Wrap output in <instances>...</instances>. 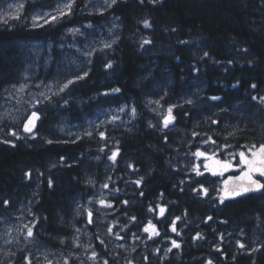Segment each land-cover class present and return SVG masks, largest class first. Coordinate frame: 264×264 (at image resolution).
<instances>
[{
    "label": "trees",
    "instance_id": "16d2710c",
    "mask_svg": "<svg viewBox=\"0 0 264 264\" xmlns=\"http://www.w3.org/2000/svg\"><path fill=\"white\" fill-rule=\"evenodd\" d=\"M22 1L0 22V106L8 88L26 81L74 83L37 106L33 135L0 118V221L25 211L33 229L0 264H264V191L221 203L217 189L227 174L191 170L204 161L197 151L227 159L264 143V0H117L103 12L41 25L34 13L59 0ZM113 18L118 40L98 48L85 68L69 67L59 47L69 26L94 32ZM144 39L151 43L141 47ZM122 107L137 111L132 123L104 122L77 138L65 133ZM169 107L175 119L164 128ZM149 221L158 236L143 231Z\"/></svg>",
    "mask_w": 264,
    "mask_h": 264
},
{
    "label": "rangeland",
    "instance_id": "374dc122",
    "mask_svg": "<svg viewBox=\"0 0 264 264\" xmlns=\"http://www.w3.org/2000/svg\"><path fill=\"white\" fill-rule=\"evenodd\" d=\"M66 2L67 0H59L53 8L38 10L34 13V16H40L44 13L55 14L57 6L63 5ZM110 2L111 0H108L107 3L106 0H83V6H79L77 10H75V0L71 15H73L74 12L77 14L81 11L103 12L109 8L108 4ZM20 4H23L22 0H12L0 6V22L5 21L10 15L18 12V6ZM20 10L21 9H19V11ZM34 23L41 25L44 24V21L41 19ZM120 31L121 27L117 18L111 19L109 22L105 23L104 26L97 27L94 32H89L81 25L69 26L67 36L62 40L59 47L64 49V59L67 60L69 67H77V69H80L79 67L85 68L91 62L98 48L111 45L118 40ZM66 82L67 81L63 79H51L43 84L36 81H26L8 88L5 94V101L2 106H0V118L9 119L12 123L23 127L29 115L33 111H38L37 106L40 105L44 99L59 91L60 87ZM121 109H123V111H121ZM133 109L134 108L122 107L100 112L95 119L89 121L86 127H79L77 125L68 126L65 129V133L69 135L70 138H77L92 132L104 122L120 120L123 123H132L137 116L136 110L133 115ZM235 171L239 172L238 169L233 168L225 174H231ZM25 225L30 227L28 215L25 211H22V214L13 221H0L1 256L9 254L13 241L22 238L27 241L30 240V237L27 236V228H25Z\"/></svg>",
    "mask_w": 264,
    "mask_h": 264
},
{
    "label": "snow or ice",
    "instance_id": "6c2138e0",
    "mask_svg": "<svg viewBox=\"0 0 264 264\" xmlns=\"http://www.w3.org/2000/svg\"><path fill=\"white\" fill-rule=\"evenodd\" d=\"M107 2H108V0H106V3ZM116 2H117V0H111V2L108 4V6L111 7ZM140 2L143 3L144 0H140ZM149 2L150 3H156L157 0H149ZM74 4H75V0H67V2L64 3L63 5L57 6L55 14L44 13L43 15H40V16H33L32 19L34 22L43 19L45 24L58 22L61 18L72 14V9H73ZM23 7H24V5L20 4L18 6V11H19V9H22ZM11 18L19 19L20 17H19V14H17L16 16L11 17ZM4 23H7V20H5ZM143 23H144L145 28L151 27L150 23L147 20H145ZM150 43H151L150 40L144 39L142 44H141V47H143L145 44H150ZM105 46L110 47V45H105ZM89 55H90V53H89ZM204 55L207 56L208 53H204ZM106 66L110 68L112 65L109 63ZM87 75H88V73L84 72L83 75L76 76L75 80H81L84 77H86ZM73 83H74L73 79L68 80L66 83H64L60 87V92H63L66 88H68V86L70 84H73ZM252 87L255 88L256 85H252ZM113 91L119 92L120 89H118V88L113 89ZM212 99L218 100L220 98L219 97H212ZM252 99L257 100V97L253 96ZM259 100L262 103H264V97H260ZM156 103L158 104L159 101H157ZM188 103H191V101H188ZM121 111H123V109H121ZM132 111H133V115H134L135 109H133ZM172 113H173V108L169 107L167 109V114L163 117L164 128H167L174 121L175 117L173 116ZM38 119H39V117H38L37 113L32 112V114L28 117L27 121L23 125V131L24 132H32L33 129L35 128V123ZM213 123H216V121H213ZM151 126H153V125H150V127ZM10 134L13 136L17 135L16 132H11ZM87 134L91 135V133H87ZM229 135H233V133H229ZM100 136L103 138L104 133L101 132ZM209 140H211V137H209ZM3 142L4 143H10L9 141H3ZM50 142L51 141H49V143ZM211 142L213 144L215 143V141H211ZM225 147H230V146L225 145ZM243 148L245 150H241L238 153H229V158H227V159L218 158L217 154L215 152H213L211 155H207L205 152H201V151H197L196 153L193 154L194 156H196L198 158L199 157L204 158L202 165L201 164H194L192 166L191 170L197 176L203 175L204 172H208L213 176H223L230 169L236 168L239 170V175L230 176L227 179H224L222 181L221 188L217 189V191L219 193V200L221 203H223L226 199H229V198H235V197L244 196V195H247V194L253 193V192L264 191V182H262V181H264V143H261L259 146H257L256 144H252L251 146L245 145V146H243ZM117 155H118V150L113 151V153L109 157V159L112 160L113 162H115ZM61 159H63V157ZM201 166L203 167L204 172H202L200 170ZM129 167H132V165H129ZM26 175L30 176L31 174L26 173ZM51 183L52 182L50 180L49 186H51ZM90 183H91V181H90ZM135 183L137 185H139L141 183V181L138 180V181H135ZM104 187L107 188L108 185L105 184ZM200 191L202 192L203 195H205V196L208 195V189L207 188H204L203 186H201ZM141 195H143V193H141ZM4 203L7 205L8 201H4ZM99 203L105 207H112V205L110 203H106L104 200H100ZM123 203L127 204L128 202L124 201ZM149 211H154V209H152L150 207ZM165 211H166V209L164 207H159V214L161 216H163ZM88 217H89V223H92L91 211L88 212ZM132 219L134 220L135 217H132ZM179 219H180V217H176L175 220H173V222H172L171 230L173 232H176L175 224H176V221ZM208 219H211V217H209ZM25 228H27V236L32 237L33 236V229L31 227H28L27 225H25ZM143 231L146 233H149V238H151L152 236H158L159 235V232L157 231L156 226L154 224H152L151 221L148 222V225L144 227ZM108 232L111 233L112 228H109ZM117 238L122 239V237H120L118 233H117ZM196 238H200L199 234H197ZM100 242H101V244H103L102 240ZM172 245L175 248L180 247V245L175 240L172 241ZM239 246L241 248L244 247L243 244H239ZM168 251H171V249H168ZM217 251H219V249H217ZM253 251H255V249H253ZM96 255L97 254L95 252H93L92 258L95 259ZM28 264H31V262L29 261ZM65 264H67V261L65 262ZM103 264H108V261L105 260L103 262ZM208 264H212V261L209 260Z\"/></svg>",
    "mask_w": 264,
    "mask_h": 264
},
{
    "label": "water",
    "instance_id": "95a60500",
    "mask_svg": "<svg viewBox=\"0 0 264 264\" xmlns=\"http://www.w3.org/2000/svg\"><path fill=\"white\" fill-rule=\"evenodd\" d=\"M33 112H36L37 113V115H38V117H39V119L36 121V123H35V128L33 129V131L32 132H24L25 134H27V135H33V134H35L37 131H38V128H39V123H40V120H41V118H42V115L40 114V112H38V111H33ZM32 114V113H31ZM30 114V115H31ZM29 115V116H30ZM28 119V118H27ZM27 121V120H26ZM25 121V122H26ZM236 175H239V172L238 173H233V174H228V175H226L225 177H224V179H227L228 177H230V176H236ZM223 179V180H224ZM262 182H264V181H262ZM262 192V191H261ZM254 193H260V192H253V193H249V194H247V195H250V194H254ZM247 195H244V196H247ZM244 196H240V197H235V198H229L228 200H234V199H238V198H241V197H244Z\"/></svg>",
    "mask_w": 264,
    "mask_h": 264
},
{
    "label": "bare ground",
    "instance_id": "6f19581e",
    "mask_svg": "<svg viewBox=\"0 0 264 264\" xmlns=\"http://www.w3.org/2000/svg\"><path fill=\"white\" fill-rule=\"evenodd\" d=\"M106 10H107V9H106ZM106 10H105V11H106ZM66 34H67V33H66ZM65 36H67V35H65Z\"/></svg>",
    "mask_w": 264,
    "mask_h": 264
}]
</instances>
